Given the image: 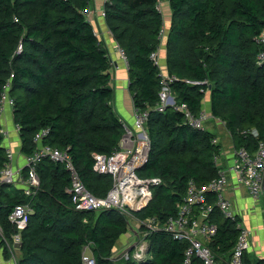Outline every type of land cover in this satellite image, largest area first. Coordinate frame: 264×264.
<instances>
[{
  "label": "trees",
  "instance_id": "16d2710c",
  "mask_svg": "<svg viewBox=\"0 0 264 264\" xmlns=\"http://www.w3.org/2000/svg\"><path fill=\"white\" fill-rule=\"evenodd\" d=\"M92 1L0 0V98L11 79L13 120L25 157L36 153L37 134L48 130L43 145L66 151L88 190L103 198L111 191L113 178L95 172L93 153H114L124 123L114 105L109 51L88 18ZM157 3L106 0L103 8L106 26L127 58L133 106L149 113L146 129L152 147L138 176L163 180L153 189L148 206L132 212L139 222L155 220L157 229L146 238L149 259L141 263L116 259L120 240L133 229L130 218L117 209L76 210L67 192L70 173L49 158L37 166L41 185L35 196L0 185V242L6 258L8 244L18 232L9 217L16 206L29 205L33 212L22 232L17 264H84L85 247L96 264H184L188 243L165 226L178 216L191 181L201 188L219 176L214 158L221 145L214 143L213 132L196 130L174 108L156 110L162 69L152 54L161 46L160 33L167 23ZM169 4L165 70L176 78L170 84L176 103L186 104L197 117L209 93L211 116L225 123L237 149L255 153L264 142V63L257 64L264 50V43L257 41L264 33V0H169ZM20 44L24 49L17 54ZM187 80L207 84L194 86ZM4 143L0 133V172L10 161ZM23 174L28 175L27 169ZM217 199L216 194L208 197L214 206L210 222L218 228L208 246L220 264H230L240 220L226 219ZM136 229L148 231L143 224ZM191 264L204 263L193 256ZM243 264H264V259L245 253Z\"/></svg>",
  "mask_w": 264,
  "mask_h": 264
},
{
  "label": "built area",
  "instance_id": "2783aa9c",
  "mask_svg": "<svg viewBox=\"0 0 264 264\" xmlns=\"http://www.w3.org/2000/svg\"><path fill=\"white\" fill-rule=\"evenodd\" d=\"M166 2H169V0H158L157 3V10L163 13V15H165ZM87 14L90 21L93 22L91 18L94 11L90 9ZM105 16L106 14L102 10L101 18L104 20ZM97 34L100 36L98 30ZM166 35V27H164L160 33L161 46L158 51L152 54V59L159 67V52L166 39ZM257 41L258 43H264V33ZM23 49V45L20 44L16 53L21 54ZM118 50L127 63V58L119 46ZM263 63L264 50L257 57V64L261 65ZM161 77L162 89L159 94L160 101L156 110L159 113H164L167 108H174L175 111L181 112L185 116L186 122L193 128L205 130L206 122L211 118L213 119V117L208 115L204 109L196 117L186 104L178 105L170 86L176 78L170 76L165 69L164 71L162 70ZM11 78H13V75ZM186 82L194 86L207 84L206 81L187 80ZM10 89L11 79L5 84L0 98V124L2 117L5 115L6 107L9 106L13 109L15 104L14 98L10 95ZM134 118L133 127L123 121L124 135L120 141L119 148L114 153L111 155L93 153L95 172L111 175L113 178V187L107 196L100 198L88 190L80 177L72 157L66 151H61L50 145H43V139L49 134L48 130H43L37 134L35 139L38 146L37 151L31 156H26L25 169L28 171L27 176L23 174L24 169L14 168V154L11 149H7L10 161L0 172V185H13L23 189L26 196H35L41 185L37 166L44 158H49L55 163L64 165L70 173L71 187L67 189V192L72 197L76 210L100 211L117 209L130 218L133 211H140L148 206L153 198V189L163 184L161 178L142 179L138 176V170L149 161L152 143L146 129L149 113H140L134 108ZM0 133L4 135V138L8 136V133L2 129H0ZM255 135L257 136L258 134L255 133ZM214 143L218 144V140L215 139ZM220 157V154H218L214 158V162L220 168L219 176L201 188L196 187L193 181H191L185 202L178 206V216L171 218L165 226V229L176 239L188 243L184 264H191L193 256L200 258L204 264H220L212 249L208 246V241L218 231L216 225L210 222V215L214 208V206L208 204L210 194L217 195V207L226 219H231L232 221L238 219L236 214L231 210L230 202L223 196L229 180L228 173L221 169ZM230 170L236 174L238 183L249 189L254 199L264 197V142L260 143L255 153H250L246 148H236L233 152V167ZM32 212V208L29 205H18L9 217L10 221L16 224L18 228V232L13 235V242L8 244L13 257L16 256L19 245L22 243V232L26 228L29 215ZM154 223L155 220H151L149 223L137 220V226L143 224L148 227V231L145 233H141L138 229H134L131 226L133 228L131 231L136 234L138 244L132 252L123 253L121 258L130 260L133 256V260H136L135 262L137 263L149 259L150 248L146 238L150 232L157 229ZM238 228L240 229V236L234 248L230 264H243V257L245 253L250 251L251 247V232L243 227L241 223L238 224ZM83 262L84 264H96V260L89 247H85L84 249Z\"/></svg>",
  "mask_w": 264,
  "mask_h": 264
},
{
  "label": "crops",
  "instance_id": "0c3cea01",
  "mask_svg": "<svg viewBox=\"0 0 264 264\" xmlns=\"http://www.w3.org/2000/svg\"><path fill=\"white\" fill-rule=\"evenodd\" d=\"M105 2L106 0H104V6H105ZM104 6L101 7V10L104 8ZM165 11H167L168 13L166 27H168L169 29L170 20H171V9H170L169 2L165 3ZM95 15L96 13H94L92 16L93 23L96 22L97 28L100 31H104L105 46L108 47L106 43H109L110 45L112 44L113 45V49H112L113 55L115 58H117L119 66L125 64L124 66L127 67L126 61L123 59L120 51L118 50V45L114 41L110 31L108 30L106 26L105 19L103 20L101 18V21H100L101 24H99L98 19L96 18L94 19ZM120 58H122L123 61ZM159 60L163 62L164 66L166 67V48H165L164 43L162 44V47L159 52ZM112 64L114 66H117V63H112ZM119 73H121V76ZM116 75H118V78L116 77ZM117 79H122V80L126 79V81H128L129 79L128 78V67L127 69L122 68L120 71L115 72L113 81ZM114 89H115V96L116 97L118 96V102H119V105L116 106L115 104V109L118 115L120 116V118L122 119V121H124L127 125L133 127L134 122H135L134 106L132 102V97L128 90V86L127 88H125L126 90H124L123 86L120 90H118L117 86L114 85ZM207 99H208L207 102H209V105L208 104L204 105L203 109L205 112L208 113V115L211 116L210 96H208ZM9 109L13 113L12 108L6 107L5 115L2 117V122H5V125H3L2 123L0 124L1 129L5 131L6 133H8V136H6L5 138L4 144H5V147H7L8 149H11L14 154V162H13L14 168L25 169L26 168V157L21 153V144L19 140L20 138L18 137V139L15 140V136H16L15 134L13 138H11L10 132L8 131V129H5L6 127H8L7 123L9 122V116L7 112ZM205 130H209L213 132L217 136L216 138L218 140V144L221 145V151L219 153L221 156L220 166H221V169H223V171H226L228 173V180H229L228 186L226 187V190L223 192V196L230 202L231 210L236 214L242 226L251 232V244H252V234L255 233L256 231L255 229L257 228V226L259 227L260 230H264V197L260 199H254L249 189L243 186L242 184H239L236 174L231 172L230 169L231 167H233V152L236 149V147L234 145V140L231 134L228 132L225 126V123L221 122L220 120L211 118L208 122H206ZM13 140L15 141L16 146H13ZM133 228H136V227L133 226ZM131 235L132 236H129L128 234L122 237L123 239H125L123 242L127 243L126 247L137 242L136 234L131 233ZM4 251H5V248L0 242V264H17L16 258H17L18 251L16 252V256L14 257L10 253V258H6ZM247 253L256 258L264 259V254L262 256L257 255V253L254 250L248 251ZM120 255L121 254L117 256L116 258L117 260L121 259Z\"/></svg>",
  "mask_w": 264,
  "mask_h": 264
},
{
  "label": "rangeland",
  "instance_id": "374dc122",
  "mask_svg": "<svg viewBox=\"0 0 264 264\" xmlns=\"http://www.w3.org/2000/svg\"><path fill=\"white\" fill-rule=\"evenodd\" d=\"M102 6H104V0H93L92 1V4H91V9H92V11H94V13H96V15H95V17H94V19L96 18V19H98V22H99V24H101L100 23V21H101V11L103 10H101V7ZM166 16V17H165ZM164 17L166 18V20H167V17H168V13H167V11H165V15H164ZM92 20H93V18H91ZM94 25H95V28L98 30V32L100 33L99 35H100V38H101V40L103 41V43H104V31H100L98 28H97V25H96V22H94ZM107 45H108V50H109V54H110V56H111V62L112 63H117V66H114L113 64H112V69H111V74H112V76H113V78H114V76H115V72L117 71H120L122 68L124 69V68H126L127 69V67L126 66H124L125 64H123V65H121V66H119V64H118V60H117V58H115L114 57V55H113V45L111 44H109V43H106ZM122 61H123V59L122 58H120ZM160 67H161V69L164 71V69L166 68L165 66H164V64H163V62H161L160 61ZM116 70V71H115ZM115 71V72H114ZM120 74V76H121V73H119ZM116 77L118 78V75H116ZM121 78V77H120ZM123 84H122V83ZM128 81H126V79H124V80H122V79H117V80H114L113 81V86L114 85H116L117 86V88H118V90H120L121 88H122V86H123V88H124V90H126L125 88H127V86H128ZM208 96H209V94L207 93L206 94V96H205V102H204V105H206V104H208L209 105V102H207L208 101ZM116 104V106L117 105H119V102H118V96L116 97L115 96V99H114V105ZM7 107H9V106H7ZM10 108V107H9ZM7 114H8V116H9V122L7 123V125H8V127H6L5 129H8V131L10 132V136H11V138H13V136H14V134L16 135L15 136V140L16 139H18V137L20 138V136H19V132H18V130H17V127H16V125H15V123H14V121H13V113H12V111L9 109L8 110V112H7ZM7 119H8V117H7ZM1 123L3 124V125H5V122H2V119H1ZM20 140V139H19ZM20 144H21V141H20ZM13 146H16V144H15V141L13 140ZM223 170V169H222ZM130 223H131V226L133 227V226H135L136 228H138V226H137V220L133 217V216H130ZM256 231H255V233L254 234H252V244H251V247H250V251L251 250H254L256 253H257V255H260V256H262L263 254H264V230H260L259 229V227L257 226V228L255 229ZM131 233H132V231L129 233V236H132L131 235ZM133 234V233H132ZM128 236V237H129ZM123 239V238H122ZM120 240V242H119V244H118V249H117V252H116V254H115V257L117 258V256L119 255V254H123V250L125 249V247L127 246V243H124L123 241L125 240V239H123V240ZM127 248V247H126ZM125 251V250H124ZM259 256V257H260ZM132 259H134L133 258V256H132ZM136 261V260H135Z\"/></svg>",
  "mask_w": 264,
  "mask_h": 264
},
{
  "label": "water",
  "instance_id": "95a60500",
  "mask_svg": "<svg viewBox=\"0 0 264 264\" xmlns=\"http://www.w3.org/2000/svg\"><path fill=\"white\" fill-rule=\"evenodd\" d=\"M129 225H130V227H131V224H130V222H129ZM132 228V227H131ZM137 244H138V242H136V243H133L130 247H128L123 253H126V252H132L133 250H134V248L137 246ZM121 256V255H120Z\"/></svg>",
  "mask_w": 264,
  "mask_h": 264
}]
</instances>
